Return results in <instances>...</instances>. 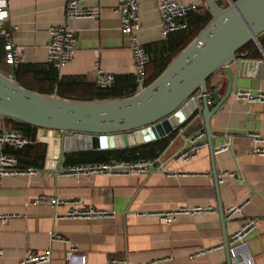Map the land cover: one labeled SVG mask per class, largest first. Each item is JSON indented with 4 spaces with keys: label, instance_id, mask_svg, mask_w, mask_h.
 Wrapping results in <instances>:
<instances>
[{
    "label": "crops",
    "instance_id": "crops-1",
    "mask_svg": "<svg viewBox=\"0 0 264 264\" xmlns=\"http://www.w3.org/2000/svg\"><path fill=\"white\" fill-rule=\"evenodd\" d=\"M181 1L209 7L206 0ZM139 2V36L145 46L154 48L155 43L167 37L161 28L160 0ZM216 2L226 6L230 0ZM65 3L66 0H10L8 14L0 26L11 27L14 43L22 47L19 63H50L49 27L66 23L77 39L75 54L62 68L50 63L64 77L65 85L79 82L75 91L92 95L95 86L102 88L96 81L98 69L113 72L115 80L119 74L134 73L130 37L122 30L121 16L116 10L118 0H85L87 6L100 9L99 19L67 17ZM256 44L262 56L245 57V52L241 51L244 58H264L262 45ZM4 61L5 70L15 76V65ZM231 67L236 77L234 91L211 120L214 157L205 129L207 144L195 158L181 161L172 156L190 136L184 133L187 126L196 119L204 122L203 104L199 101L196 108H201L200 112L186 125H180L169 144L157 154L163 156L169 173L161 169L146 174L74 176L62 173L61 170L70 164L65 161V154L85 149H64L63 138L68 132L59 129L39 126L35 140L44 142L47 149L45 158L37 165L23 163L12 151L20 148L5 145L3 150L17 155L19 166H33L38 172L3 178L0 213L13 215L6 221L0 220V247L4 249L0 264H15L30 250L46 248L52 249L51 264H69L67 255L72 248L86 254L83 264H229L224 246L225 232L229 236L249 216L258 218L257 227L249 235V246L256 264H264V154L254 152V140L248 133L254 130L264 134V102L248 103L234 96L240 88H264V65L260 69L246 66L249 73L246 75L239 74L237 61H233ZM22 77L27 84L35 81L30 71L23 72ZM228 83L225 67L209 77L207 94L211 108L215 106L212 102L215 88L218 87L224 96ZM57 88L55 92L58 93ZM7 126L8 121L0 115V131ZM224 146L228 148L223 149ZM214 168L220 175L226 172H235V175L219 182L218 188ZM42 195L81 198L86 206L114 209L115 213L99 219L56 216V211L62 213L67 207L56 210L50 203L32 202ZM220 201L225 211L230 205L245 202L243 212L227 219L224 226L218 210ZM180 205L214 206L216 211L182 213L170 224L155 214L158 210ZM52 232L62 234L67 240L54 239ZM202 247L211 250L190 257Z\"/></svg>",
    "mask_w": 264,
    "mask_h": 264
},
{
    "label": "water",
    "instance_id": "water-1",
    "mask_svg": "<svg viewBox=\"0 0 264 264\" xmlns=\"http://www.w3.org/2000/svg\"><path fill=\"white\" fill-rule=\"evenodd\" d=\"M206 3L212 18L154 80L134 94L105 99L62 97L57 92L47 94L28 88L14 75L0 70V115L68 132L63 138L66 150L115 148L170 133L202 101L204 122L196 119L184 133L192 135L205 129L214 157L211 120L234 91L236 77L231 63L237 61L240 75L249 74L246 66L260 69L264 65V61L249 60L241 53L250 41L259 42L258 36L264 32V0H230L226 6H219L216 0ZM221 67L226 68L229 83L224 96L215 88V106L211 108L207 80ZM198 93H202L201 98H196ZM213 174L219 188L216 168ZM218 210L225 226L221 201ZM228 243L225 232L224 246L232 264Z\"/></svg>",
    "mask_w": 264,
    "mask_h": 264
},
{
    "label": "built area",
    "instance_id": "built-area-1",
    "mask_svg": "<svg viewBox=\"0 0 264 264\" xmlns=\"http://www.w3.org/2000/svg\"><path fill=\"white\" fill-rule=\"evenodd\" d=\"M10 0H0V22L8 14ZM198 2H184L181 0H160L158 8L161 16V28L164 34L172 31L186 28L188 26L184 17L193 9L197 8ZM116 10L121 16L122 30L130 37V47L133 54L134 73L136 76L138 89L144 88L147 83V67L150 61L148 52L142 43L139 31L140 23V2L139 0H118ZM65 11L67 17H93L100 18V9L87 6L85 0H66ZM0 34L5 41V60L11 65H16L21 60L22 47L14 43L12 38V29L5 25L0 26ZM77 48V39L71 27L66 23L53 24L49 27V40L47 43L48 61L57 68L67 65L73 58ZM264 61V58L261 59ZM96 81L100 87L112 86L115 82V74L110 71L98 69ZM202 93H198L196 98H201ZM234 96L238 99L250 102H264V88L257 90L237 89ZM249 135L254 140V152L264 154V134L258 131H249ZM205 130L198 129L192 135L188 136L187 141L178 150L173 153V157L181 161H189L195 158L202 147L207 144L205 139ZM32 139L22 130L16 128H5L0 131V186L3 178L8 175L18 174H36L38 169L33 166H19L18 157L13 153L3 150L5 145L21 148ZM228 148L226 146L223 149ZM154 169L166 170L165 162L162 155L150 158L137 159H110L100 161H87L80 163L68 164L61 172L74 176H89L93 174H146ZM169 173V170H166ZM235 175V172H226L218 174L219 182L224 181L227 176ZM33 203H50L57 208L66 206L67 209L56 216L71 218H93L99 219L112 216L114 209H108L96 206H86L82 203L81 198L69 199L59 195L46 196L42 195L34 200ZM245 202L230 205L225 211L227 219L233 218L236 214L242 213ZM216 211L214 206L203 205H180L172 209L158 210L155 214L160 220L170 224L176 220L177 216L182 213L198 214L202 212ZM11 213H0V220L6 221ZM258 218L254 216L246 217L240 227L234 230L228 236L229 252L232 258V264H256L255 256L249 246V235L257 227ZM52 237L57 240H67L62 234L52 232ZM69 251L67 260L69 264H83L86 261V254ZM209 247H202L190 254L191 258L206 254L210 251ZM4 249L0 247V257ZM52 249L30 250L26 255L20 258L15 264H51Z\"/></svg>",
    "mask_w": 264,
    "mask_h": 264
},
{
    "label": "trees",
    "instance_id": "trees-1",
    "mask_svg": "<svg viewBox=\"0 0 264 264\" xmlns=\"http://www.w3.org/2000/svg\"><path fill=\"white\" fill-rule=\"evenodd\" d=\"M211 9L198 6L195 10L190 11L184 18L188 21V27L172 31L167 34V37L161 41L155 43V47L145 46L146 51L149 54L150 61L147 67V79L146 83H150L154 80L169 64V62L176 56L207 24L212 18ZM260 44L264 49V32L258 37ZM245 52V57L259 58L262 56L256 42L254 40L247 43L242 50ZM5 40L0 35V70L9 74L3 67L2 62L5 60ZM5 62V61H4ZM7 63V62H6ZM34 74L35 81L30 80V84L23 81L22 73L29 72ZM14 73L18 81L31 89L52 94L58 91V94L62 97L79 98V99H105V98H118L137 92V81L134 73L119 74L116 76V80L112 86L99 88L95 86L94 93L92 95H81L78 91H75L79 82L68 83L65 85L64 77L59 75L58 69L50 63L46 64H21L15 65ZM209 80V79H208ZM207 80V82H208ZM89 86H93L91 82L87 83ZM212 89V88H210ZM201 108H196L192 114L181 124L180 127L186 125L193 120L194 116L200 112ZM8 121L7 128H16L22 130L28 137L32 139V142L28 143L25 147L20 149H12L16 153L20 160L25 164H40L39 160L45 158L47 145L44 142H37L36 135L39 126L18 120L13 117L4 116ZM179 127L175 128L166 136L157 138L152 141L141 143L138 145L117 147V148H97V149H85L65 154V161L67 163L87 162V161H104L114 159H137V158H150L155 157L169 144L170 140L175 136ZM35 140L36 142H34ZM10 150V149H9ZM30 158H28V157Z\"/></svg>",
    "mask_w": 264,
    "mask_h": 264
}]
</instances>
